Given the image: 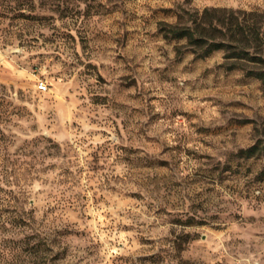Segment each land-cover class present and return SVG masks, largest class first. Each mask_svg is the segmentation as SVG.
Wrapping results in <instances>:
<instances>
[{
    "label": "rangeland",
    "instance_id": "obj_1",
    "mask_svg": "<svg viewBox=\"0 0 264 264\" xmlns=\"http://www.w3.org/2000/svg\"><path fill=\"white\" fill-rule=\"evenodd\" d=\"M210 7L264 0H0V264H264V81L164 36Z\"/></svg>",
    "mask_w": 264,
    "mask_h": 264
},
{
    "label": "trees",
    "instance_id": "obj_2",
    "mask_svg": "<svg viewBox=\"0 0 264 264\" xmlns=\"http://www.w3.org/2000/svg\"><path fill=\"white\" fill-rule=\"evenodd\" d=\"M164 29L165 38L184 41L197 56L223 50L229 68L243 69L264 81V13L210 7L189 14L183 22L166 24ZM259 148L254 145L242 153L252 156Z\"/></svg>",
    "mask_w": 264,
    "mask_h": 264
},
{
    "label": "built area",
    "instance_id": "obj_3",
    "mask_svg": "<svg viewBox=\"0 0 264 264\" xmlns=\"http://www.w3.org/2000/svg\"><path fill=\"white\" fill-rule=\"evenodd\" d=\"M36 86H37V88H38V90H39L40 92H46V91H48V88H49V86H47L46 81L43 80V79H39V80L36 82Z\"/></svg>",
    "mask_w": 264,
    "mask_h": 264
}]
</instances>
